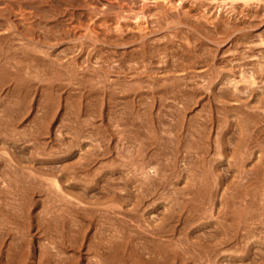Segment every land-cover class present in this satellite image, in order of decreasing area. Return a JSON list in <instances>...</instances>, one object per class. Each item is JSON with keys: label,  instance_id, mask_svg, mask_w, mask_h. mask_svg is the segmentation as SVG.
I'll return each instance as SVG.
<instances>
[{"label": "rangeland", "instance_id": "rangeland-1", "mask_svg": "<svg viewBox=\"0 0 264 264\" xmlns=\"http://www.w3.org/2000/svg\"><path fill=\"white\" fill-rule=\"evenodd\" d=\"M246 1L0 0V264H264Z\"/></svg>", "mask_w": 264, "mask_h": 264}, {"label": "bare ground", "instance_id": "bare-ground-1", "mask_svg": "<svg viewBox=\"0 0 264 264\" xmlns=\"http://www.w3.org/2000/svg\"><path fill=\"white\" fill-rule=\"evenodd\" d=\"M235 1V0H234ZM246 1V0H245ZM247 1H250V0H247ZM247 1H246V3H247ZM24 6V5H23ZM26 9V8H25ZM36 14V13H35ZM38 14V13H37ZM81 22V21H80ZM35 24V23H34ZM37 24V23H36ZM119 24V23H118ZM139 25H141L140 23H139ZM142 26V25H141ZM121 27V26H120ZM181 28V27H180ZM236 29V28H235ZM234 29V30H235ZM227 32V31H226ZM25 33V32H24ZM79 33V32H78ZM49 34V33H48ZM229 34V33H228ZM65 35V34H64ZM131 37V36H130ZM124 39V38H123ZM111 40V39H110ZM126 40V39H125ZM128 40H130V38L128 39ZM125 42H127V41H125ZM124 43V42H123ZM10 46V45H9ZM264 68V67H263ZM262 70V69H261ZM264 70V69H263ZM232 71V70H231ZM260 71V70H259ZM261 72V71H260ZM263 72V71H262ZM202 73V72H201ZM257 75V74H256ZM262 75V74H261ZM244 76V75H243ZM248 79V78H247ZM257 80V79H256ZM245 81H247V80H245ZM251 81V80H250ZM253 82V81H252ZM257 82V81H256ZM242 83V82H241ZM248 83H250V86H251V82H248ZM245 84H247V82L245 83ZM257 83H255V85H256ZM249 86V87H250ZM254 86V85H253ZM248 87V86H247ZM254 89V88H253ZM252 89V91H253V94H255V92H254V90ZM233 92V91H232ZM228 91L226 92L225 90L219 95L218 93V97L220 96V97H226V96H228ZM195 94V93H194ZM234 94V96L235 97H237V95H239V94H237L236 95V93H233ZM251 94V93H250ZM254 95H252L251 97H253ZM238 98V97H237ZM242 98L243 97H239V99H241L242 100ZM256 98V97H255ZM225 99V98H224ZM232 99H234L233 98V96H232ZM236 99V98H235ZM228 100V99H227ZM237 100V99H236ZM261 101V100H260ZM227 106V105H226ZM242 110V109H241ZM246 114V113H245ZM251 114V113H250ZM108 127V126H107ZM241 151V150H240ZM246 152V151H245ZM129 154V153H128ZM244 160V159H243ZM204 183V182H203ZM10 192V191H9ZM6 201V200H5ZM192 208V207H191ZM181 210V209H180ZM78 216V215H77ZM231 220H232V218H231ZM68 238H70V237H67L66 239H68ZM71 238H73V235H72V237ZM85 238V237H84ZM63 239V238H62ZM87 239V238H86ZM70 240V239H69ZM72 240V239H71ZM63 241H64V239H63ZM133 241V240H132ZM65 242V241H64ZM73 244H75V242L73 243ZM78 244V243H77ZM68 244H66V246H67ZM83 246V245H82ZM81 246V247H82ZM121 243H119V244H117V245H113V247L111 248L110 246H107L106 244H104V243H99L96 247H95V251H96V253H97V255L100 257L99 258V260H98V262H97V264H109V262L112 260L114 263H110V264H122V262L120 263V258H119V254H120V250H121ZM80 247V246H79ZM64 248V247H63ZM78 249V248H77ZM82 249V248H81ZM82 251V250H81ZM85 251V250H84ZM111 251V252H110ZM77 252V251H76ZM83 252V251H82ZM88 252V251H87ZM80 253V252H79ZM132 253H134V252H132ZM81 254V253H80ZM83 256V255H82ZM108 257H112L111 258V260H109V258ZM80 258V257H79ZM78 258V259H79ZM168 258V257H167ZM76 260V259H75ZM75 262V261H74ZM77 262V264H79L80 262H79V260L78 261H76ZM76 262L74 263V264H76ZM71 263H72V261H71ZM70 262H69V264H71ZM68 264V263H67Z\"/></svg>", "mask_w": 264, "mask_h": 264}, {"label": "clouds", "instance_id": "clouds-1", "mask_svg": "<svg viewBox=\"0 0 264 264\" xmlns=\"http://www.w3.org/2000/svg\"><path fill=\"white\" fill-rule=\"evenodd\" d=\"M148 174L154 175L156 173V168L152 167L147 170ZM145 179H148V175L145 176Z\"/></svg>", "mask_w": 264, "mask_h": 264}]
</instances>
